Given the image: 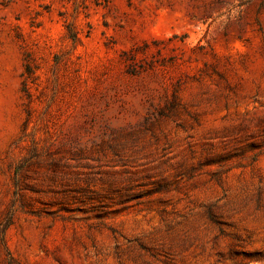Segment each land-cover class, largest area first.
<instances>
[{
	"label": "rangeland",
	"instance_id": "rangeland-1",
	"mask_svg": "<svg viewBox=\"0 0 264 264\" xmlns=\"http://www.w3.org/2000/svg\"><path fill=\"white\" fill-rule=\"evenodd\" d=\"M0 264H264V0H0Z\"/></svg>",
	"mask_w": 264,
	"mask_h": 264
},
{
	"label": "trees",
	"instance_id": "trees-1",
	"mask_svg": "<svg viewBox=\"0 0 264 264\" xmlns=\"http://www.w3.org/2000/svg\"><path fill=\"white\" fill-rule=\"evenodd\" d=\"M68 30H69V32H70V38L73 40V41H77V39H78V36L77 35H75L72 31H71V29H70V27L68 26V28H67Z\"/></svg>",
	"mask_w": 264,
	"mask_h": 264
}]
</instances>
